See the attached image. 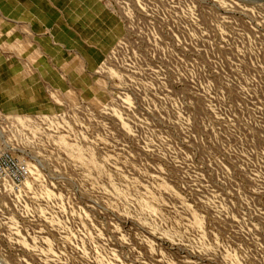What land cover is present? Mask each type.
<instances>
[{
  "label": "rangeland",
  "instance_id": "rangeland-1",
  "mask_svg": "<svg viewBox=\"0 0 264 264\" xmlns=\"http://www.w3.org/2000/svg\"><path fill=\"white\" fill-rule=\"evenodd\" d=\"M60 3L0 0V264H264V0Z\"/></svg>",
  "mask_w": 264,
  "mask_h": 264
},
{
  "label": "crops",
  "instance_id": "crops-1",
  "mask_svg": "<svg viewBox=\"0 0 264 264\" xmlns=\"http://www.w3.org/2000/svg\"><path fill=\"white\" fill-rule=\"evenodd\" d=\"M54 2H55V4L58 5L59 10L64 12V13H62V15L65 18H69L70 15L68 16V14H66L67 13L66 11H68V10L64 9L63 8L64 6H62L63 4L60 3V2H62V0H54ZM65 20H67V19H65ZM4 70H5V72L3 74L0 73V103H10L13 100V98L15 97L14 92L16 90L13 89L12 85L10 87V81L6 80V75H7L6 73L8 70L6 65H5ZM7 86H9V87H7Z\"/></svg>",
  "mask_w": 264,
  "mask_h": 264
}]
</instances>
